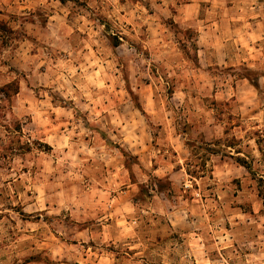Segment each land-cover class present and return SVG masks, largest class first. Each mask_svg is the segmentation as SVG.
I'll return each instance as SVG.
<instances>
[{"label": "clouds", "instance_id": "clouds-1", "mask_svg": "<svg viewBox=\"0 0 264 264\" xmlns=\"http://www.w3.org/2000/svg\"><path fill=\"white\" fill-rule=\"evenodd\" d=\"M0 264H264V0H0Z\"/></svg>", "mask_w": 264, "mask_h": 264}]
</instances>
